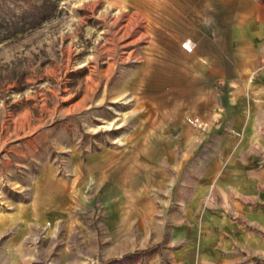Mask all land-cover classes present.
Listing matches in <instances>:
<instances>
[{"label":"rangeland","instance_id":"374dc122","mask_svg":"<svg viewBox=\"0 0 264 264\" xmlns=\"http://www.w3.org/2000/svg\"><path fill=\"white\" fill-rule=\"evenodd\" d=\"M172 10L171 0H0V264H171L142 245L141 227L194 188L206 153L159 149L189 141L173 132L189 126L174 115H187L188 92L142 69L152 17ZM190 126L207 137L206 123ZM110 158L117 175L99 186ZM75 191L85 203L71 209Z\"/></svg>","mask_w":264,"mask_h":264},{"label":"crops","instance_id":"0c3cea01","mask_svg":"<svg viewBox=\"0 0 264 264\" xmlns=\"http://www.w3.org/2000/svg\"><path fill=\"white\" fill-rule=\"evenodd\" d=\"M171 1L172 16L152 17L157 40L142 69L156 70L157 81L188 92L187 115H174L189 126L180 120L173 132L189 141L159 149L199 146L206 151L205 171L156 227L142 224L141 243L158 247L171 264H264V0ZM186 39L191 51L181 45ZM197 120L206 123L201 142L190 126ZM116 162L110 158L98 169L99 186L115 179ZM82 202L83 196L70 192L71 209ZM68 213L70 222H80Z\"/></svg>","mask_w":264,"mask_h":264},{"label":"built area","instance_id":"2783aa9c","mask_svg":"<svg viewBox=\"0 0 264 264\" xmlns=\"http://www.w3.org/2000/svg\"><path fill=\"white\" fill-rule=\"evenodd\" d=\"M184 48L186 49V50H188V51H191L192 50V47L191 46H189L188 44H186V43H184Z\"/></svg>","mask_w":264,"mask_h":264}]
</instances>
